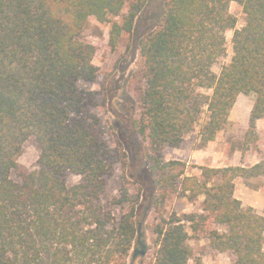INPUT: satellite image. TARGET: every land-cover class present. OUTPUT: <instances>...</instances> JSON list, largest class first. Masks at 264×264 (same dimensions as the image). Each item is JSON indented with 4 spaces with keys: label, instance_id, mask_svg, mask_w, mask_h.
<instances>
[{
    "label": "trees",
    "instance_id": "16d2710c",
    "mask_svg": "<svg viewBox=\"0 0 264 264\" xmlns=\"http://www.w3.org/2000/svg\"><path fill=\"white\" fill-rule=\"evenodd\" d=\"M147 0H0V264H126L148 251L143 221L151 228L153 264H201L190 242L207 241L231 264H264V215L243 207L235 179L264 177V149L256 122L264 118V0H164L157 25L138 41L129 80L132 129L142 144L149 182L147 206L137 220L140 195L122 187L105 194L117 163L93 113L96 48L81 34L89 18L112 22L108 44L130 35ZM241 7L239 27L230 4ZM215 74L212 67L227 56ZM206 92H202V91ZM239 94L254 95L241 153L261 157L253 166L200 167L166 160L181 149L200 117L198 146L226 131ZM33 139V169L17 159ZM70 177L77 180L68 185ZM124 177V176H123ZM124 179V178H123ZM203 196L198 211L163 215L169 199ZM124 206L118 218L111 206Z\"/></svg>",
    "mask_w": 264,
    "mask_h": 264
},
{
    "label": "rangeland",
    "instance_id": "374dc122",
    "mask_svg": "<svg viewBox=\"0 0 264 264\" xmlns=\"http://www.w3.org/2000/svg\"><path fill=\"white\" fill-rule=\"evenodd\" d=\"M132 0H125L123 13L127 12L128 4ZM164 0H147L146 4L139 12L134 21V27L130 35L122 34L118 44L111 48L108 44L109 29L112 22L121 23L120 17H111L109 22L100 24L94 18H89L82 31V38L90 42L96 48L93 64L98 67V75L95 82L87 85L88 89L95 94V107L93 113L100 119L103 129V140L113 151L114 154L125 157V168L117 163L114 166L113 177L109 180L105 200L107 203L114 198H118L119 191L122 187L127 188L128 196L131 200L140 195L137 220H140L147 206L149 193V182L145 174V167L142 159V144L133 132L131 121L133 117L134 99L129 88V80L132 72L136 68L138 61V41L148 31L152 30L158 23L162 4ZM230 12L237 20V27L242 23L243 15L241 7L235 3L230 4ZM232 36L231 32L226 33L227 56L219 60L212 67L215 74L219 73L221 65L227 63L230 58L231 50L229 41ZM206 92V91H202ZM203 114L194 131L187 138L184 146L179 150L165 149L163 151L166 160H178L186 164L185 174L199 177V168L207 166L202 161L191 157L192 151L199 149L198 131L205 122ZM244 132L240 129L234 132L228 131L226 143L229 150H240L243 142ZM38 157V149L33 139H28L22 147L18 163L27 168L33 169ZM198 161V162H197ZM202 164V165H200ZM209 165V162H208ZM124 176V177H123ZM124 178V179H123ZM76 177H70L68 185L73 184ZM242 184L251 187L248 183L254 179H237ZM257 180V179H256ZM254 182H256L254 180ZM254 183L253 187H256ZM203 196H199L193 201L186 198L173 197L165 202L163 215L165 218L171 213L178 216L198 211L199 204ZM246 207V206H245ZM124 206L112 205L111 209L115 217L118 218L124 213ZM258 214L264 215V208H261ZM155 224V213L152 209L148 210L143 221V229L148 245V251L142 258L133 261H127L126 264H153L154 248L151 244V228ZM190 247L196 258L201 264H231L230 259L223 253L214 250L207 241L190 242ZM264 250V242H263ZM190 264H193L191 261Z\"/></svg>",
    "mask_w": 264,
    "mask_h": 264
},
{
    "label": "crops",
    "instance_id": "0c3cea01",
    "mask_svg": "<svg viewBox=\"0 0 264 264\" xmlns=\"http://www.w3.org/2000/svg\"><path fill=\"white\" fill-rule=\"evenodd\" d=\"M253 102V94H239L229 113L226 131L219 133L214 143L192 151L190 154L191 157L194 158L195 161L198 159L202 161L203 164H207V166L203 165L202 167L209 168H222L227 166L250 167L258 163L261 157L252 147L244 154L241 153V149L231 152L229 147L226 146L227 143L225 138L228 131L234 132L235 130L241 129L243 132H245L247 128L249 112ZM256 129L260 138L259 147L264 149V118L257 120ZM253 179L256 182H254V180L248 182L251 186L249 190L246 189L249 186L245 185V183L242 184V182H239L237 179H235L233 195L241 202L243 207H252L256 212H259L261 208H264V177H257ZM254 183H257L256 187H253Z\"/></svg>",
    "mask_w": 264,
    "mask_h": 264
}]
</instances>
